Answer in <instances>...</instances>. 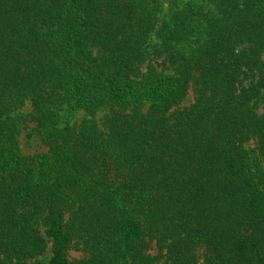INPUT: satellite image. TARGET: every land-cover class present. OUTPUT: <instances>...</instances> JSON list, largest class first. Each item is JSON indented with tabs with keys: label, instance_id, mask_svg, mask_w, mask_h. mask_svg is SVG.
Segmentation results:
<instances>
[{
	"label": "trees",
	"instance_id": "obj_1",
	"mask_svg": "<svg viewBox=\"0 0 264 264\" xmlns=\"http://www.w3.org/2000/svg\"><path fill=\"white\" fill-rule=\"evenodd\" d=\"M0 264H264V0H0Z\"/></svg>",
	"mask_w": 264,
	"mask_h": 264
},
{
	"label": "rangeland",
	"instance_id": "obj_2",
	"mask_svg": "<svg viewBox=\"0 0 264 264\" xmlns=\"http://www.w3.org/2000/svg\"><path fill=\"white\" fill-rule=\"evenodd\" d=\"M194 98V94L192 89L190 90L188 96L185 98V100L183 102H181L182 106L185 105H189ZM25 109H29V105L27 104L25 106ZM85 115V111L80 110L75 118V120H80L84 117ZM34 122H29L28 126L26 129H24L20 135H19V139H20V144L22 147V150L27 153V154H35L38 152H43L45 150H47V146H45L40 137L37 135V133L34 131ZM71 255L74 257L80 256V252L75 251V250H71L70 251ZM50 253L47 254V256H49Z\"/></svg>",
	"mask_w": 264,
	"mask_h": 264
}]
</instances>
